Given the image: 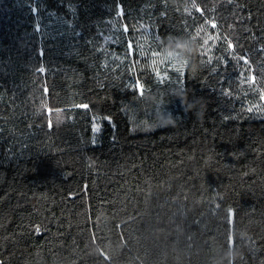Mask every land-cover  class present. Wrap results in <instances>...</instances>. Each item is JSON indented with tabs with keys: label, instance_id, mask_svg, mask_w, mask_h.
Returning a JSON list of instances; mask_svg holds the SVG:
<instances>
[{
	"label": "trees",
	"instance_id": "obj_1",
	"mask_svg": "<svg viewBox=\"0 0 264 264\" xmlns=\"http://www.w3.org/2000/svg\"><path fill=\"white\" fill-rule=\"evenodd\" d=\"M0 264H264V0H0Z\"/></svg>",
	"mask_w": 264,
	"mask_h": 264
},
{
	"label": "rangeland",
	"instance_id": "obj_2",
	"mask_svg": "<svg viewBox=\"0 0 264 264\" xmlns=\"http://www.w3.org/2000/svg\"><path fill=\"white\" fill-rule=\"evenodd\" d=\"M169 53L172 52H163L154 57L156 76L157 80L160 82L169 80L174 75H177V72L183 74L185 61L179 54L172 53L173 55L170 57ZM173 65H175V67H173ZM177 69H182V71H177Z\"/></svg>",
	"mask_w": 264,
	"mask_h": 264
},
{
	"label": "snow or ice",
	"instance_id": "obj_3",
	"mask_svg": "<svg viewBox=\"0 0 264 264\" xmlns=\"http://www.w3.org/2000/svg\"><path fill=\"white\" fill-rule=\"evenodd\" d=\"M193 7H196V5L195 4H193ZM198 11H200V9H197ZM211 27L212 28H215L216 27V24H215V22H211ZM125 31H127V27L125 26ZM205 43H207V40L205 41ZM232 47V45H231V43L229 42V48H231ZM173 54L172 53H169V56L171 57ZM240 59L241 60H243V62L245 63V64H247L248 62H247V59L245 58V57H240ZM153 63L155 64V61H153ZM173 67H175V65H173ZM177 71H182V69H177ZM255 80V77L254 76H250L249 77V83H251L252 81H254ZM134 88H135V90H138V91H141L142 92V86H140L139 85V82L138 81H136V82H134ZM83 107H85V108H87V105H83ZM251 110V109H250Z\"/></svg>",
	"mask_w": 264,
	"mask_h": 264
},
{
	"label": "clouds",
	"instance_id": "obj_4",
	"mask_svg": "<svg viewBox=\"0 0 264 264\" xmlns=\"http://www.w3.org/2000/svg\"><path fill=\"white\" fill-rule=\"evenodd\" d=\"M186 46H187V45H186ZM170 115H171V114H169V117H170ZM170 122H172V121L170 120Z\"/></svg>",
	"mask_w": 264,
	"mask_h": 264
}]
</instances>
